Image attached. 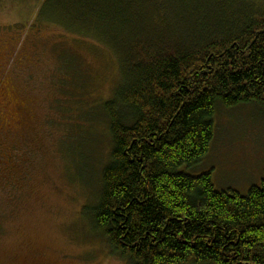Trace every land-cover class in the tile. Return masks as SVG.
I'll use <instances>...</instances> for the list:
<instances>
[{"label":"trees","instance_id":"trees-1","mask_svg":"<svg viewBox=\"0 0 264 264\" xmlns=\"http://www.w3.org/2000/svg\"><path fill=\"white\" fill-rule=\"evenodd\" d=\"M38 18L119 61L121 82L101 103L110 160L89 205L112 253L128 264H264V180L242 195L191 173L219 105L264 108V0H44Z\"/></svg>","mask_w":264,"mask_h":264},{"label":"rangeland","instance_id":"rangeland-1","mask_svg":"<svg viewBox=\"0 0 264 264\" xmlns=\"http://www.w3.org/2000/svg\"><path fill=\"white\" fill-rule=\"evenodd\" d=\"M43 2L0 0V264H128L89 208L110 160L101 103L121 82L119 61L96 39L40 23ZM215 121L191 173L245 195L264 180V108L219 105Z\"/></svg>","mask_w":264,"mask_h":264},{"label":"flooded vegetation","instance_id":"flooded-vegetation-1","mask_svg":"<svg viewBox=\"0 0 264 264\" xmlns=\"http://www.w3.org/2000/svg\"><path fill=\"white\" fill-rule=\"evenodd\" d=\"M8 91V90H7ZM8 93H10V92H8ZM4 97H6V92H5V96ZM6 99H7V97H6Z\"/></svg>","mask_w":264,"mask_h":264}]
</instances>
